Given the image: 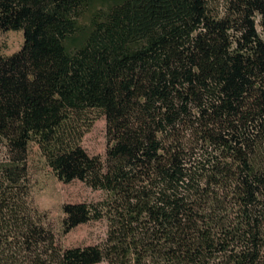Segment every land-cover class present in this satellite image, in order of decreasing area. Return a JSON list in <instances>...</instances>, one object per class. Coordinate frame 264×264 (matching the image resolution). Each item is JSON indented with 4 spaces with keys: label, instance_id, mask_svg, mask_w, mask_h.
Wrapping results in <instances>:
<instances>
[{
    "label": "trees",
    "instance_id": "trees-1",
    "mask_svg": "<svg viewBox=\"0 0 264 264\" xmlns=\"http://www.w3.org/2000/svg\"><path fill=\"white\" fill-rule=\"evenodd\" d=\"M0 264H264V0H0ZM106 119L104 156L82 138ZM36 143L64 181L63 245L31 197Z\"/></svg>",
    "mask_w": 264,
    "mask_h": 264
},
{
    "label": "rangeland",
    "instance_id": "rangeland-1",
    "mask_svg": "<svg viewBox=\"0 0 264 264\" xmlns=\"http://www.w3.org/2000/svg\"><path fill=\"white\" fill-rule=\"evenodd\" d=\"M24 42L20 30H0V54L8 55L19 50ZM92 127L82 138V145L91 154L105 155L107 146L106 119L96 112ZM0 147V158L3 151ZM31 197L34 204L48 213L47 222L54 229L59 241L65 246H84L98 244L107 235L106 220H91L79 224L69 232H63V205L67 202L97 201L105 196L100 189H94L80 180L64 182L60 180L47 164L39 146L32 142L28 154ZM94 264H108L101 261Z\"/></svg>",
    "mask_w": 264,
    "mask_h": 264
}]
</instances>
